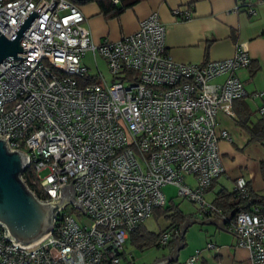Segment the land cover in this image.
Returning <instances> with one entry per match:
<instances>
[{"label":"built area","instance_id":"1","mask_svg":"<svg viewBox=\"0 0 264 264\" xmlns=\"http://www.w3.org/2000/svg\"><path fill=\"white\" fill-rule=\"evenodd\" d=\"M236 9L254 12L251 2ZM31 10L38 15L21 38L25 58L0 63V135L29 156L43 193L26 183L39 199L58 197L75 177V197L86 213L65 203L51 234L28 247L13 243L0 224V264H139L125 242L167 204L166 185L194 202L197 214L224 215L205 197L225 173L220 142L232 139L218 127V113L235 115L237 98L264 100V89L248 93L236 74L250 65L247 45L238 41L226 58L178 61L167 50L158 11L134 32L97 44L72 0H0V31L11 38ZM173 13L192 16L182 7ZM89 52L106 61L112 82L88 79ZM258 110L264 113V104ZM236 189L248 195L244 176ZM228 228L249 251V264H264V208L239 210ZM179 231L162 230L156 244L168 245ZM198 252L180 264L192 263Z\"/></svg>","mask_w":264,"mask_h":264},{"label":"crops","instance_id":"2","mask_svg":"<svg viewBox=\"0 0 264 264\" xmlns=\"http://www.w3.org/2000/svg\"><path fill=\"white\" fill-rule=\"evenodd\" d=\"M243 2H251L254 12L236 9V5ZM78 5L86 15L85 25L95 42H101L106 37L120 39L134 32L142 18L152 11H158L166 25L167 50L178 61L201 63L230 57L235 52L236 43L243 42L248 47L251 62L248 67L237 69L236 74L248 93L264 89V0H140L119 15L104 13L94 0ZM175 7L189 9L192 16L184 19L178 17L173 13ZM84 60L89 72L97 74L100 69L98 59L96 62L89 52ZM226 76L220 75L214 81L222 82ZM245 98L257 112L258 107L264 104L261 99ZM233 109L235 115L221 111L217 116L218 127L227 129L232 139L220 142L225 173L213 181L205 194L213 202L222 189L235 191L239 176H244L254 191L264 193V178L260 169V162L264 161V144L248 142L249 134L236 122L234 102ZM259 114H254L252 119L256 120ZM186 178L194 183L192 176ZM167 187L173 189L172 185H166L164 191H168ZM166 191L167 203L175 202L174 196ZM183 212L186 217L181 225L186 224V227L182 235V248L177 259L169 264H180V257L188 258L197 251V259L190 264H249V251L237 244V236L228 228V215ZM170 223L153 232L171 228ZM170 241L168 245L162 246L167 252L142 264H152L158 258L169 255L177 244L175 236ZM208 242H213L216 248L207 247Z\"/></svg>","mask_w":264,"mask_h":264},{"label":"water","instance_id":"3","mask_svg":"<svg viewBox=\"0 0 264 264\" xmlns=\"http://www.w3.org/2000/svg\"><path fill=\"white\" fill-rule=\"evenodd\" d=\"M37 15L36 11L31 10L11 38L0 31V63L5 59L12 62L25 58L26 48L22 47L21 38ZM7 137L0 135V224L4 227L5 236L13 243L24 247L33 246L51 234L56 211L65 203L71 201L84 213L86 210L83 199L75 197V177L70 184L60 187L58 197L39 199L22 177L29 164V156L20 149H11L6 142ZM230 218H226L227 221ZM185 227L186 224L180 225V231L175 236L177 244L171 253L152 264H169L177 259Z\"/></svg>","mask_w":264,"mask_h":264},{"label":"trees","instance_id":"4","mask_svg":"<svg viewBox=\"0 0 264 264\" xmlns=\"http://www.w3.org/2000/svg\"><path fill=\"white\" fill-rule=\"evenodd\" d=\"M76 4L85 2L79 0H72ZM96 1L101 10L106 14L119 15L127 7L132 6L140 0H94ZM88 79L92 82H97L99 76L97 74H91ZM234 108L237 112L236 122L240 125L248 134V142L257 141L264 144V113H260L256 120L252 119V116L257 112L253 110L245 97L237 98L234 100ZM260 169L264 178V161L260 162ZM23 177L26 182L36 188L38 194L41 190L40 184L36 181L35 170L32 167H27L23 172ZM248 195H244L239 190L228 191L222 189L215 198V203L223 210L224 215H228L234 218L236 213L241 209L251 210L254 206H261L264 208V193L254 191L247 182ZM153 215L156 217L165 216L170 219V226H180L184 221L185 213L172 202L164 206L156 207L153 211ZM170 228V227H169ZM168 229V228H167ZM160 232H153L147 229L144 223L130 234L131 242L140 249H146L151 246L157 245L156 241L160 235ZM171 242V241H170ZM158 246V245H157Z\"/></svg>","mask_w":264,"mask_h":264},{"label":"rangeland","instance_id":"5","mask_svg":"<svg viewBox=\"0 0 264 264\" xmlns=\"http://www.w3.org/2000/svg\"><path fill=\"white\" fill-rule=\"evenodd\" d=\"M95 43H99V42H95ZM92 59V58H91ZM98 64L100 65V71L102 76H99L98 82L100 84H104V78L105 80L110 83L113 81V75L109 70V67L107 66L106 61L100 56L98 55ZM93 60V59H92ZM96 70V68H95ZM193 183V182H191ZM172 188L167 187L168 191L171 193V195L174 196L175 199V204L183 211L188 212V213H196V206L194 204V202H192L191 200H189L186 197H181L179 195H177V187L172 186ZM166 191V189H165ZM168 191H166L168 193ZM172 202L169 201V204H171ZM72 204L69 205V207H71ZM75 210H78L77 208H75ZM79 212H81V210H78ZM83 214V213H81ZM84 220L87 221V217H84ZM168 223H170V219L166 218L165 216H160V217H156L155 215H152L151 217H149L146 221L145 224L147 225V227L151 230V231H159L161 228H165L166 225H168ZM125 249L127 252H131L134 254L137 262H139V264H142L144 262H151L152 259L157 258V256H161L163 253L167 252V249L165 247L162 246H151L149 248L146 249H140L137 246H135L130 238L126 240L125 242ZM186 248V247H184ZM187 259L186 257L182 258L180 257V262L184 263ZM184 260V261H183Z\"/></svg>","mask_w":264,"mask_h":264}]
</instances>
